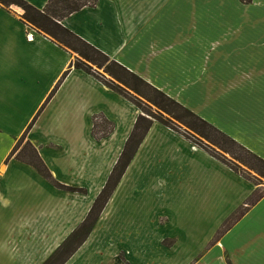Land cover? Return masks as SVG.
Returning <instances> with one entry per match:
<instances>
[{
    "label": "crops",
    "instance_id": "obj_1",
    "mask_svg": "<svg viewBox=\"0 0 264 264\" xmlns=\"http://www.w3.org/2000/svg\"><path fill=\"white\" fill-rule=\"evenodd\" d=\"M21 14L0 3L1 134L19 124L0 138V264H44L88 215L141 110ZM60 24L264 159V0H98ZM67 70L26 137L78 190L8 159ZM100 118L113 129L95 138ZM63 264H264V186L153 121Z\"/></svg>",
    "mask_w": 264,
    "mask_h": 264
},
{
    "label": "trees",
    "instance_id": "obj_2",
    "mask_svg": "<svg viewBox=\"0 0 264 264\" xmlns=\"http://www.w3.org/2000/svg\"><path fill=\"white\" fill-rule=\"evenodd\" d=\"M244 2H250L251 0H242ZM98 0H49L46 7L44 9H38L30 4L26 0H0V3L6 7H10L11 5H15L22 10L21 17L22 19L35 26V28L39 29L40 31L49 35L53 40H55L60 45L71 49L72 51L76 52L81 58L80 61L74 63L73 65L78 69H83L88 73L94 75L98 78L101 82H103L106 86L111 88L112 90L116 91L117 93L125 96L128 98L121 90L115 87L113 83L103 81L99 77H97L89 68H87V64L84 60L88 61L91 64H96L99 67H104L106 65L105 71L111 75L115 80L119 81L121 84L131 88L139 95H142L138 91V86L130 85L131 82L135 84H141L145 87L151 89L161 100L157 101L155 104L164 112L171 115L173 118L178 120L179 122H183L188 128L197 132L200 136L208 138L206 133L201 131L203 127H208L214 132H216L219 136H221L226 142L230 143L231 145L237 147L242 154L246 155L245 158L235 157V159L242 162V164H246L245 161L247 158H250L254 161L256 165L249 166L251 169L255 170L261 177L264 178V159L258 156L257 154L253 153L233 138L228 136L227 134L221 132L215 126L204 120L203 118L199 117L197 114L192 112L191 110L184 107L178 101L174 100L173 98L166 95L164 92L158 90L157 88L150 85L144 79L139 77L137 74L133 73L132 71L128 70L126 67L121 65L120 63L116 62L113 59H110L109 56L80 38L78 35L67 29L66 27L60 24V20L63 18L71 15L72 13L80 10L84 6H95ZM82 60V61H81ZM67 70L57 85L52 90L51 94L48 97V100L54 95L56 90L58 89L59 85L61 84L62 80L68 74ZM127 79V80H126ZM129 99V98H128ZM130 100V99H129ZM133 102V101H132ZM134 103V102H133ZM140 109V108H139ZM184 118H188L190 121L185 122L183 121ZM156 119L161 122L162 124L171 127L172 126L164 119L156 117ZM105 122L108 124L107 130L102 134L97 136V138L105 136L109 134L113 129V124L108 120L104 119ZM97 122V121H96ZM95 122V126L93 128L96 130L97 123ZM153 123V119L148 117L144 111H141L140 115L138 116L134 128L128 137L124 149L114 166L105 186L97 196L92 208L90 209L88 215L84 219V221L79 225V227L63 242V244L52 254V256L44 263V264H63L68 257L74 253L77 248L85 241L87 236L92 231L94 225L96 224L101 212L103 211L105 205L109 201L111 195L113 194L114 190L116 189L119 181L121 180L122 176L124 175L127 167L129 166L135 152L137 151L139 145L141 144L142 140L144 139L145 135L147 134L149 128ZM32 125V123H31ZM185 135V134H184ZM186 136V135H185ZM188 138V137H187ZM189 139V138H188ZM205 149V148H204ZM208 151L207 149H205ZM226 149L225 151L229 154H235L233 150ZM33 160L29 162L38 172L41 174L46 180L53 183L59 188L70 189L73 190L74 188L65 186L59 183L45 163L41 160L40 156L36 152L35 148L33 149ZM211 155L216 157L217 159L223 161L229 167H231L235 172L241 174L248 180L253 181V179L249 176L242 174L237 168L232 167L228 162L221 159L220 156L208 151ZM77 190V189H74Z\"/></svg>",
    "mask_w": 264,
    "mask_h": 264
},
{
    "label": "rangeland",
    "instance_id": "obj_3",
    "mask_svg": "<svg viewBox=\"0 0 264 264\" xmlns=\"http://www.w3.org/2000/svg\"><path fill=\"white\" fill-rule=\"evenodd\" d=\"M74 55H75L74 56L75 57L74 63L79 62L81 57L76 52ZM84 61L87 64V68H89L97 77H99L103 81L113 83L116 88L121 90L123 92V94H125L130 99L131 102L133 101L134 104L138 108H140L141 111H144V113L148 117L152 118L153 121H158L156 119V117L166 120L172 126V129L180 131L181 133L185 134L189 138V140L194 142L196 145H198L202 148H205L208 151L220 156L221 159L228 162L232 167L237 168V170H239L242 174L251 177L255 184H260V185L262 184L264 186V178L261 177L255 170H253L249 167L252 165H256L254 163V161L250 158H247L245 161L246 164H242L241 161L235 159V157H238L240 159H241V157L245 158L246 155L244 153L242 154V152L237 147L226 142L216 132H214L213 130H211L208 127H203L200 130L203 131L204 133H206L208 138L200 136L197 132L188 128L183 122H179L178 120L173 118L171 115H169L168 113L164 112L159 107H157L156 106L157 104H155V103L161 99L151 89L145 87L144 85H141V84L138 85V84H135V83L131 82L130 80H128L130 82V85L138 86V91L142 94V95H139L134 90H132L131 88L121 84L119 81L115 80L111 75H109L105 71V68H104V67H106V65H104V67H99L96 64H91L86 60H84ZM48 97L42 103L41 107L39 108V110L37 111V113L35 114L33 119H31L30 124L28 125L26 131L17 139L13 149L11 150V153H10L8 159L14 157V158L20 160L21 162L25 163L26 165H31V164H29V162L31 160H33V158H34L33 154H32V153H34L33 149L35 148L36 152H37V149L34 146V144L30 140L27 139L26 136H27V133L30 130V128L36 122L39 114H41L40 112L43 111V109L47 105V103L49 101ZM183 121L189 122L190 120L188 118H184ZM95 122L97 123V128H96V130H94L93 133L95 135V138H97V136L102 134V130H103V132L105 130H107L108 124L105 122L104 119H101V118L95 119L94 126H95ZM31 123H32V125H31ZM18 125H19L18 123L15 124V122H14V124H12V129L10 131L5 130V132H6L5 136H4V134H1V132H3V131H0V138L4 140L3 143L10 142L9 138L12 139L13 134L17 132L16 127ZM0 130H2V128ZM226 149L233 150L235 152V154H233V153L229 154L228 152L225 151ZM221 162H223V161H221ZM16 173H18V171ZM16 177L19 178V177H21V175L17 174ZM7 182H9V180ZM14 182L19 183V180H14ZM13 186L14 185H12L11 188L8 190V197L10 200L14 201L16 196L20 197L21 194L18 192L17 188H13ZM65 186H67V185H65ZM68 187H71V186H68ZM71 188L77 189L75 187H71ZM62 189H64V188H62ZM67 190H70V189H67ZM261 193L262 192L255 193L252 200L255 201L257 198H259ZM69 257H68V259H69ZM65 262H63V263H65Z\"/></svg>",
    "mask_w": 264,
    "mask_h": 264
},
{
    "label": "built area",
    "instance_id": "obj_4",
    "mask_svg": "<svg viewBox=\"0 0 264 264\" xmlns=\"http://www.w3.org/2000/svg\"><path fill=\"white\" fill-rule=\"evenodd\" d=\"M29 36H30V37H32V36H33V34H30Z\"/></svg>",
    "mask_w": 264,
    "mask_h": 264
}]
</instances>
